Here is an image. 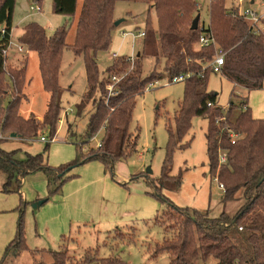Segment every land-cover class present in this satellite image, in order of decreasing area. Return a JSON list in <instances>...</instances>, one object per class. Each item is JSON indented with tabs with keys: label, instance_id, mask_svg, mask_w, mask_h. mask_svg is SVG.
<instances>
[{
	"label": "trees",
	"instance_id": "obj_1",
	"mask_svg": "<svg viewBox=\"0 0 264 264\" xmlns=\"http://www.w3.org/2000/svg\"><path fill=\"white\" fill-rule=\"evenodd\" d=\"M31 1L42 10L44 0ZM117 1L82 0L83 6L78 14L79 0H53L55 14L77 19L73 42H68L72 25L60 26L52 34H48L46 28L37 21L24 27L18 42L37 53L43 86L51 96L44 118V123L52 129L51 138L56 134L63 109L59 75L65 48L84 58L88 81L85 96L91 101L95 99V94H100L90 115L88 139L93 138L101 128L104 134L98 151L82 158L77 156L71 163L60 167L49 165L43 153L27 154L25 159H18L17 150L7 151L0 145V172L6 176L0 191L20 193L23 205L26 202L22 187L30 174L43 172L48 179L49 193L59 195L67 180L73 177L68 176L67 172L75 166L99 161L107 171L112 172L117 162L133 155L137 151V137L130 131V124L137 97L145 92L151 82L160 78L144 75L141 59L144 56L164 57L170 82L184 76L185 91L174 117L176 132L171 126L168 130L169 143L158 188L176 190L181 186V174H172L174 152L190 132L193 117L199 116L209 122L206 137L210 175L224 186L227 200L234 199L241 191L245 204L233 216L223 212L219 217H210L208 213L197 209L179 207L156 190V196L167 206L154 218L162 226H165L164 221L171 220L172 225L166 226L165 231L169 233L173 230L175 235L170 240L171 244L168 243L169 239H164V245L156 249L155 257L168 252L172 257L170 264L208 261L213 264H264V119L252 115L247 96L240 102H230L226 110L218 103V93L208 87L209 76L213 71L206 66L215 56L216 47L199 45L203 32L212 34L226 52L222 74L235 86L253 91L264 87V31L240 15L237 7L228 10L224 0H211L209 26L199 23L197 30L192 29L193 20L200 11L196 0H146L150 10L142 52L134 61L133 70L120 81L117 92L109 95L107 85L114 68L110 66L106 70L107 78H100L98 55L107 51L112 44L117 28V20H114ZM16 2L0 0V141L3 134L8 132L31 139L39 134L42 126L34 116L25 118L20 114L22 99L19 96L12 97L6 109L2 107L3 100L8 97L4 91L1 93L4 77L8 74L4 50L12 39ZM152 10L157 18L156 28L151 26ZM117 59L122 60L125 69L130 66V60L122 56ZM26 69L27 64L18 72L9 73L16 87L24 85ZM231 96H236L235 91ZM81 110L80 104L78 114ZM49 147L50 143H47L46 150ZM222 152L227 154L228 160L221 164L219 155ZM64 244L56 250L31 249L21 218L17 234L8 244L0 264L8 255L18 257L25 251H31L35 256L38 253L52 256L51 263L35 259V264H71L69 248ZM77 264L130 263L118 256L98 260L87 253L82 262Z\"/></svg>",
	"mask_w": 264,
	"mask_h": 264
},
{
	"label": "rangeland",
	"instance_id": "obj_2",
	"mask_svg": "<svg viewBox=\"0 0 264 264\" xmlns=\"http://www.w3.org/2000/svg\"><path fill=\"white\" fill-rule=\"evenodd\" d=\"M196 1L200 6V25L208 27L211 0ZM254 1L245 0L240 4L239 0H224V4L228 10L238 6L241 10L251 8L264 15V0ZM82 6L81 0L78 14ZM149 10L146 0H118L115 4L114 20H126L122 22L120 28L116 29L110 48L98 55L100 78H107L106 70L110 66L114 68L112 76L118 78L115 81L112 80L111 75L109 76L111 80L107 85L109 95L118 90L120 81L133 70L134 61L139 52H142V38L138 36L134 38L132 34L124 37L121 31H132L137 35L140 30H146ZM31 11L29 8L28 12L23 11L22 14L25 15ZM151 12L152 22L156 21V24H151V26L156 28L157 18L155 12L153 10ZM41 20V25L46 28L48 34L54 33L60 26H70L72 23L71 16H64L60 25H57V19L47 16H42ZM76 20L69 33L68 42L74 40ZM13 27V44L5 62L8 74L4 77L5 80L1 86V93L4 91L8 97L3 100L2 107L6 109L9 100L19 96L22 99L20 114L25 118L30 115L34 116L42 123V126L39 134L31 139L20 138L17 134L16 137H12L11 132L3 134V139L0 141L1 147L7 151L17 150L16 157L18 159H25L27 154L43 153L45 161L52 167L69 164L77 156L82 158L98 151V142L102 141L104 132H100L96 140H89L87 133L90 115L94 111V102L99 100L100 94H95V99L91 101L85 96L88 81L84 58L68 48L63 51L59 75L63 109L54 135L55 140L50 142V147L46 150L47 143L40 138L42 136L51 138L52 135L51 127L44 123L51 96L43 86L37 53L29 51L27 46L18 42L24 28L15 16ZM258 28L264 31V20L258 25ZM21 46L24 48L22 52L18 49ZM113 53H118L125 60L131 55L136 57L125 69L122 60L113 58ZM25 64H27V69L24 85L16 87L9 73L18 72ZM140 65L144 75H155L160 78L151 82L153 86L149 84L150 86H147L145 92L137 97L130 124V131L134 137H137V151L128 159L117 162L112 172L107 171L99 161H89L75 166L67 172L68 176L73 175V177L67 180L59 195L49 193L48 179L43 172L28 175L22 187L26 204L21 205V196L18 192L5 194L6 200L13 203L9 206L11 207L9 213L0 215V262L4 259L9 243L4 240L2 234L6 233L5 228L12 222L11 218L14 214L15 222L13 224L16 225V228L21 218L23 219L24 234L31 249L56 250L63 247V243H65L64 246L70 248L71 264L82 262L87 253H91L98 260L118 256L130 264H170L172 257L168 252L155 257L156 249L164 245V239H169L168 243L171 244L170 240L175 235L173 230L169 233L165 231L166 226L172 225L171 220L164 221L165 226H162L154 218L167 206V203L162 202L156 196V190L161 191L175 205L197 209L208 213L210 217H219L223 212L233 216L243 207L245 204L243 193L240 191L234 199L227 200L224 196V189L220 187L218 180L209 173L206 137L209 122L206 118L199 116L193 117L190 132L186 134L174 152L172 174H181V186L176 190L158 188L169 143L168 130L171 126L176 132L174 117L184 97L185 81L170 82L164 57L144 56ZM208 87L218 93V103L224 109L230 102H240L247 96L252 115L258 119H264V87L250 92L245 88L235 86L222 73L214 72L209 76ZM233 91L236 96H231ZM80 104L82 110L78 114ZM66 112H68V118ZM148 169L152 172L147 173ZM112 173L115 175L113 176ZM88 174L89 227H83L78 233L74 227L69 230L70 224L74 225L75 219L84 215L86 210L82 206H76L73 202L79 196L75 184L78 182V176L81 175L85 180L88 178ZM5 178V174L0 172V187ZM41 190H44L46 194L38 198L37 193ZM26 192L35 198H26ZM104 197L110 198L108 211L113 215H119L117 216L118 220L102 224L93 219L98 218ZM143 197L150 198L156 203L155 210L150 209L149 205L140 204L141 199L139 198ZM38 199H47V202L34 209L33 204ZM112 200L116 202L113 205ZM68 201L70 203H67ZM66 218H69L68 222H64ZM48 219H50V225H46ZM43 223L46 225L44 231L40 229ZM62 228L63 231H61ZM55 234H57L56 237ZM63 234L72 236V238L68 237L65 240L58 238V235ZM35 259L52 262V256L49 253H38L35 256L31 251H26L18 257L12 254L8 255L3 264H35ZM196 264H213V262H197Z\"/></svg>",
	"mask_w": 264,
	"mask_h": 264
},
{
	"label": "crops",
	"instance_id": "obj_3",
	"mask_svg": "<svg viewBox=\"0 0 264 264\" xmlns=\"http://www.w3.org/2000/svg\"><path fill=\"white\" fill-rule=\"evenodd\" d=\"M252 2H255V1L252 0ZM80 5H81V0H79V2H78V8L80 7ZM32 6H34V4L32 3L31 0H17V2H16L14 16L17 17V19L19 20V24L22 26V28H24L28 23H30L32 21H37L40 24H42V20H41L42 16H47V17H50L51 19H57V22H58L57 25H60L61 22H62V18L65 16V15L63 16V15L55 14L53 12V0H44V4H43V7H42L41 11L32 10ZM29 8L32 10L31 13H28V14H25V15L22 14L23 11L28 12ZM237 8H238V6H237ZM14 16H13V18H14ZM117 20H119V19H117ZM125 20L126 19H124V21ZM74 21L75 20L72 18V23H71L72 27L74 25ZM153 24L155 25L156 21H154ZM118 27L120 28V26H118ZM13 30H14V27L12 28V34H13ZM23 31H24V29H22L21 34L23 33ZM122 31H125V30H122ZM142 47H143V38H142ZM139 53H141V51ZM239 87H241V86H239ZM66 115H67V118H68V112H66ZM77 178H78L77 179L78 182L75 184V186H76V191L78 192L79 196L73 202L76 204V206L84 207L83 209L86 210V213H84V215H82V216H78L76 219L73 218L76 221L74 222V225H73V223L70 224V229L69 230H71V228L74 227V228H76V231L78 233H80V231L83 229V227H86V228L89 227V174H88V178L85 179V180L82 178L81 175L78 176ZM5 194H9V193H4V192L0 191V215L9 213L10 212V208H11L9 206L13 203V202L9 203L6 200ZM37 194H38L37 197L40 198V197L45 196L46 193H45L44 190H41ZM25 196H26V198H35V197L30 196V194L28 192H26ZM136 199H138V198H136ZM139 199H141V202H140L141 205H144V204L149 205L150 209L155 210L156 203L153 202L152 199L147 198V197H143V198H139ZM108 201L110 202V198H108V197H104L103 198V202H102V206H101V212L99 213L98 218L97 219H93V220H97V221L101 222L102 224L118 220L117 216L119 214L113 215V214H111L108 211L109 210ZM67 203H70V202L68 201ZM111 203L113 205L116 202L114 200H112ZM117 204H118V202H117ZM14 215L11 218L12 222L9 225H7V227L5 228L6 229V233L4 235L2 234V237L4 238V240L6 242L9 241V243L15 238V236L17 234V228L18 227L16 228V225L13 224V222H15V216ZM55 218H57V217H55ZM68 219L69 218H66V220L64 219V222H68ZM47 222L48 223H46V225L47 224L48 225L51 224L50 223V219H48ZM46 225H45V223H43V225L40 226V229L42 231H44ZM63 230L64 229L62 228L61 231H63ZM56 236H57V234H55V237ZM63 237L64 238H68V237L72 238V236H65L64 234L60 235V236L58 235V238H60V239H62Z\"/></svg>",
	"mask_w": 264,
	"mask_h": 264
},
{
	"label": "built area",
	"instance_id": "obj_4",
	"mask_svg": "<svg viewBox=\"0 0 264 264\" xmlns=\"http://www.w3.org/2000/svg\"><path fill=\"white\" fill-rule=\"evenodd\" d=\"M244 1L245 0H239V3L242 4V3H244ZM238 9H239V14L242 15L246 20H248L251 24L255 25L256 27H258V25L261 24L262 21L264 20V15L263 14H260L258 10H254V9H251V8H245V9H242L241 10L240 7H238ZM32 10H34V11H41L38 6H32ZM2 31L4 32V30H2ZM122 34H123L124 37L128 36L129 34H132L134 36V38L136 36L141 37V38H144L146 36V30L145 29L140 30L137 35L134 34L132 31H130V32L122 31ZM12 44H13V42H12V39H11V42H10L9 47L6 50H4L5 57L7 56L9 49H11V45ZM199 45L200 46H210V45H214L216 47L215 56L213 57L212 61H210L206 66H209L214 73H222L223 66L225 64V55H226V52L218 45V43L216 42V40L212 36V34H207V33L203 32L201 34V36H200ZM18 49H19L20 52L24 51L23 46L18 47ZM119 57H121V56L118 53H113V58H119ZM128 57H129V58H127L128 60L134 61V59H135L136 56L135 55H131V56H128ZM117 79L118 78L116 76H112V80H115L116 81ZM184 79H185L184 76H180V77H177L174 81L179 82V81H184ZM116 92L117 91H114V93H116ZM114 93H112V94H114ZM100 132L103 133V128H101L93 136V138H91V139L96 140L97 139V136L99 135ZM233 137H234V135H233ZM40 139L43 142L50 143V142H52V141L55 140V137L48 138L46 136H42ZM101 143H102V141H99L98 142V146L99 147L101 146ZM227 160H228L227 154L225 152L220 153V155H219V162L222 164V163H226ZM220 187L222 189H224V186L222 184H220Z\"/></svg>",
	"mask_w": 264,
	"mask_h": 264
},
{
	"label": "water",
	"instance_id": "obj_5",
	"mask_svg": "<svg viewBox=\"0 0 264 264\" xmlns=\"http://www.w3.org/2000/svg\"><path fill=\"white\" fill-rule=\"evenodd\" d=\"M200 19H201V14L198 13V15L196 16V18L193 20L192 23V29L193 30H197L199 27V23H200ZM124 21V19H119L115 22V26L118 27L120 26V24ZM140 55V53L138 54V56ZM12 137H16L17 135L15 133H12L11 135ZM152 172L150 169H148L147 173ZM47 202V199H43V200H38L33 204V208L36 209L38 207H41L42 205H44Z\"/></svg>",
	"mask_w": 264,
	"mask_h": 264
}]
</instances>
